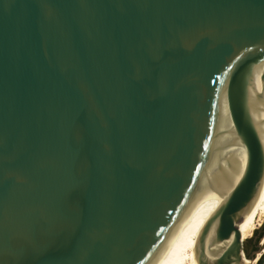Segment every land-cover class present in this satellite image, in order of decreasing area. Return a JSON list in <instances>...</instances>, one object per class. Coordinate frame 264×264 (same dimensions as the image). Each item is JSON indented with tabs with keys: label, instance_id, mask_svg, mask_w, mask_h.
Returning <instances> with one entry per match:
<instances>
[{
	"label": "water",
	"instance_id": "water-1",
	"mask_svg": "<svg viewBox=\"0 0 264 264\" xmlns=\"http://www.w3.org/2000/svg\"><path fill=\"white\" fill-rule=\"evenodd\" d=\"M263 177L264 0H0V264H244Z\"/></svg>",
	"mask_w": 264,
	"mask_h": 264
},
{
	"label": "bare ground",
	"instance_id": "bare-ground-1",
	"mask_svg": "<svg viewBox=\"0 0 264 264\" xmlns=\"http://www.w3.org/2000/svg\"><path fill=\"white\" fill-rule=\"evenodd\" d=\"M261 129L263 132V128ZM262 213H264V177L257 197L239 222L242 240L253 232L255 221ZM201 228L197 225L187 226L172 241L156 264H197L194 249ZM259 256L260 253H257L254 260L244 257V264H255Z\"/></svg>",
	"mask_w": 264,
	"mask_h": 264
},
{
	"label": "flooded vegetation",
	"instance_id": "flooded-vegetation-1",
	"mask_svg": "<svg viewBox=\"0 0 264 264\" xmlns=\"http://www.w3.org/2000/svg\"><path fill=\"white\" fill-rule=\"evenodd\" d=\"M263 231H264V224L261 228H256L254 232H252L249 236L245 237V238H249L248 243L250 244V249L246 252V255L248 256V258H251L252 253L255 256L256 250L259 248L257 245H259V241H260ZM263 251L264 249L262 250V252Z\"/></svg>",
	"mask_w": 264,
	"mask_h": 264
},
{
	"label": "rangeland",
	"instance_id": "rangeland-1",
	"mask_svg": "<svg viewBox=\"0 0 264 264\" xmlns=\"http://www.w3.org/2000/svg\"><path fill=\"white\" fill-rule=\"evenodd\" d=\"M264 224V213H262L261 215H259V218L256 219L255 221V229L253 230V232L256 230V228H261ZM248 239L249 238H245L243 239V246H242V249L245 253V256L247 259H250L248 258V256L246 255V252L250 249V244L248 243ZM259 246H260V251H262L264 249V231L261 235V238H260V241H259ZM256 255V254H255Z\"/></svg>",
	"mask_w": 264,
	"mask_h": 264
}]
</instances>
